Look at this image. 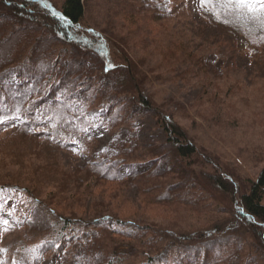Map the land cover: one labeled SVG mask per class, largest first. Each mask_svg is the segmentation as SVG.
Masks as SVG:
<instances>
[{"label": "trees", "instance_id": "trees-1", "mask_svg": "<svg viewBox=\"0 0 264 264\" xmlns=\"http://www.w3.org/2000/svg\"><path fill=\"white\" fill-rule=\"evenodd\" d=\"M116 18L149 26L189 18L202 32L231 36L239 55L264 53L260 20L212 3L200 8L199 0H0V112L10 117L0 124V136L10 133L3 151L26 144L37 157H54L43 177L61 192L81 196L119 185L142 206L132 215H68L25 184L0 182V217L8 220L0 264H264V166L249 177L200 147L147 91L150 62L129 43L151 29L118 28ZM179 41L164 56L185 53L206 74L221 76ZM143 117L153 119L163 141L141 143ZM94 123L110 132L106 144L95 138ZM61 151L90 157L64 168ZM147 208L170 216L151 220Z\"/></svg>", "mask_w": 264, "mask_h": 264}, {"label": "rangeland", "instance_id": "rangeland-1", "mask_svg": "<svg viewBox=\"0 0 264 264\" xmlns=\"http://www.w3.org/2000/svg\"><path fill=\"white\" fill-rule=\"evenodd\" d=\"M123 19L116 18L121 23L118 28L124 23L126 29L142 26L152 31L149 35L142 31V35L132 37L129 43L130 48H135L132 49L134 56L145 57L150 62L146 68L150 74L148 93L157 102L167 103L176 120L195 136L200 147L220 156L232 167H240L246 176L257 177L264 166V53L257 57L239 55V47L231 36H222L213 29L202 32L199 24L189 18L180 23L167 21L161 26ZM26 27L36 29L34 24ZM182 39L189 42L194 52L205 56L221 76L206 74L185 53L178 57L164 56L166 50L177 47ZM137 119L138 136L143 145L164 140L163 131L156 127L152 118ZM91 131L102 145L111 139L110 132L101 123H94ZM121 133L127 138L129 131L124 128ZM9 135L0 136V182L25 184L46 199L50 207L68 215L88 216L100 210L132 215L135 210L142 209L140 204H134L133 194L119 185L99 186L96 192L81 196L61 192L55 182L43 177L48 163L56 159L37 157L33 148L26 144L20 148L15 146L11 151L12 145L8 143L7 150L3 151L2 142ZM9 152L14 156H9ZM89 157L61 151L57 160L64 168H75L84 165ZM29 208L26 206V210ZM145 215L160 221L170 216L168 211L152 208H147ZM185 215L187 221L196 222L190 213Z\"/></svg>", "mask_w": 264, "mask_h": 264}, {"label": "snow or ice", "instance_id": "snow-or-ice-1", "mask_svg": "<svg viewBox=\"0 0 264 264\" xmlns=\"http://www.w3.org/2000/svg\"><path fill=\"white\" fill-rule=\"evenodd\" d=\"M170 2V0H168ZM195 2V0H194ZM212 3L219 6L223 12L239 11L246 10L254 19L260 20L262 26H264V0H199V7L203 8L205 5ZM112 65L107 64L104 67V71H109ZM17 111H19L17 109ZM10 117L3 112H0V124H4ZM17 115H13L11 119H19ZM86 131V130H85ZM243 212L242 209H238ZM2 225L0 226V231H7V228L4 227L8 224V220L3 219Z\"/></svg>", "mask_w": 264, "mask_h": 264}]
</instances>
